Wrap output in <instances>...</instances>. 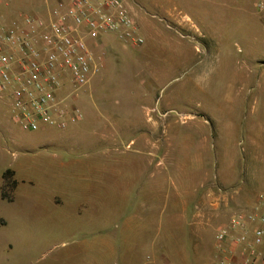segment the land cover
I'll list each match as a JSON object with an SVG mask.
<instances>
[{
	"label": "rangeland",
	"instance_id": "374dc122",
	"mask_svg": "<svg viewBox=\"0 0 264 264\" xmlns=\"http://www.w3.org/2000/svg\"><path fill=\"white\" fill-rule=\"evenodd\" d=\"M256 1L125 0L143 43L102 38L95 50L104 68L76 95L84 119L67 131L24 132L0 101V264H88L83 255L53 260L91 219L110 226L103 216L116 208L135 262H214L219 227L264 196L256 159L264 150V21ZM56 2L0 0V23L44 17ZM13 180L47 198L46 227L34 231L25 218L40 208L31 197L12 203ZM82 180L109 182L93 193L95 213L79 215ZM64 192L66 202L56 203ZM44 228L52 237L37 240L39 248L19 244Z\"/></svg>",
	"mask_w": 264,
	"mask_h": 264
},
{
	"label": "built area",
	"instance_id": "2783aa9c",
	"mask_svg": "<svg viewBox=\"0 0 264 264\" xmlns=\"http://www.w3.org/2000/svg\"><path fill=\"white\" fill-rule=\"evenodd\" d=\"M255 10L264 21V0ZM107 35L143 43L125 0H57L44 17L0 23V101L12 122L28 133L81 122L76 95L104 68L95 48ZM215 247L212 264H264V213L235 211L217 230Z\"/></svg>",
	"mask_w": 264,
	"mask_h": 264
},
{
	"label": "crops",
	"instance_id": "0c3cea01",
	"mask_svg": "<svg viewBox=\"0 0 264 264\" xmlns=\"http://www.w3.org/2000/svg\"><path fill=\"white\" fill-rule=\"evenodd\" d=\"M131 12L135 14L134 9L132 8H131ZM258 155H259L258 158L256 157L257 162H260L262 167H264V150H261ZM59 164L61 167L74 166L75 168H83L72 161H67V162L60 161ZM86 165L91 170V174H94L95 164H92L93 166H89L88 164ZM84 167L87 168L86 166ZM13 181L15 185H14V190H13L12 203H14L15 200H17L20 197H23V198L27 197L29 199L31 197V199L35 201L36 203L35 205L39 206L40 208L28 210L29 211L28 215H26L25 218L29 220L30 227L34 231L41 226L46 227V225L49 224L48 217L50 219L51 217H53L52 212L48 210V208H46L47 204L45 203H47V198L45 196L43 197L38 194L27 193L25 191L23 192L21 187L27 182V180H13ZM58 181L61 182V180H58ZM104 181L106 182V184L109 183L108 180H85L83 181V184H82L83 186L79 188V191H80L79 197H78L79 198L78 199L79 200L78 202L79 215H82V212L85 210H90L95 213V211L93 210L94 208L92 207V206L95 207V201H96L93 193L94 191H96L95 189H97V185H98L99 190L101 191V183L103 182L104 184L105 183ZM2 187H3V180H2V185H1V191H2ZM49 191L50 190H48V193ZM60 195H61L60 197L61 199H59L60 201H57L56 203H59V204L65 203L67 200V197H66L67 193L64 192L63 194H60ZM1 199L5 200L2 197V193H1ZM43 199H45V202ZM115 199H116V196H115ZM110 201L111 200L109 199V202ZM255 203L257 204L255 205L256 209H259L261 212H263L264 211V196L263 195L257 196ZM112 208L113 207H111L110 210H112ZM108 211H107L108 214L104 215L103 217L105 218L109 217V220L107 222L110 224V226L107 225V226L102 227L101 221L99 220H98V224L95 225L96 220L94 218L91 219L90 221H88L89 222L88 225H91L92 227L83 226L80 229V231L83 234L81 240L73 241L71 243L63 242V244L66 245V247L61 252H59V254L55 256L53 261H59V260L64 261V260H69L75 256L83 255L85 257L84 258L85 262L87 260L88 264L90 262L92 264H141L140 262L134 261L136 257L135 252H134L135 244L132 243V240L128 238L130 236L129 235L128 237L125 236L126 233L122 235L121 232H123V229L119 230L118 227H116L115 216L117 213V208L116 210L114 209V211H111L112 214L110 211L109 212ZM111 215L113 216L112 220L110 218ZM16 217L17 215L14 214L13 219ZM2 221H3L2 222L3 226L8 225L7 220L3 219ZM112 224L114 226L113 232L106 234V232L108 231V229L111 227ZM19 230L20 229L17 228L16 233H18ZM42 231H44V233H40L39 231L36 232L37 236L34 242H28V243L26 242L23 244L21 243L19 244L27 246L26 248L28 250L39 248L40 246H42V244L36 243L37 240L44 241L52 237V232H49L50 230L48 231L46 228H44L42 229ZM57 232H59V230ZM61 233H63V236L64 235L68 236L69 234H74V230H70L69 228H62ZM124 243H127L128 248H126ZM234 264H240V262L237 260Z\"/></svg>",
	"mask_w": 264,
	"mask_h": 264
}]
</instances>
